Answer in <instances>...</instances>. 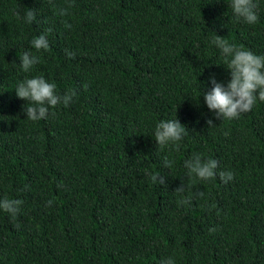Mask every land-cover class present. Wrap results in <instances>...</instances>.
I'll return each instance as SVG.
<instances>
[{"label": "trees", "instance_id": "obj_1", "mask_svg": "<svg viewBox=\"0 0 264 264\" xmlns=\"http://www.w3.org/2000/svg\"><path fill=\"white\" fill-rule=\"evenodd\" d=\"M255 2L248 25L231 0H0V199L23 201L16 220L0 210V264H264V102L220 121L203 97L231 78L216 35L264 55ZM29 9L37 22L16 18ZM41 34L48 51L31 46ZM26 51L41 58L28 73ZM41 75L77 95L31 121L15 88ZM175 118L188 134L161 150L155 126ZM193 153L234 179L193 183Z\"/></svg>", "mask_w": 264, "mask_h": 264}, {"label": "clouds", "instance_id": "obj_2", "mask_svg": "<svg viewBox=\"0 0 264 264\" xmlns=\"http://www.w3.org/2000/svg\"><path fill=\"white\" fill-rule=\"evenodd\" d=\"M51 3V0H50ZM72 7L69 3L67 7L58 8L56 14L64 17L69 15L68 9ZM230 7L237 21H242L248 25H255L259 16L257 14L258 4L255 0H231ZM18 20H23L26 24L37 22V15L33 9H29L23 16L18 10L14 11ZM66 28H71V24L64 21ZM51 32L52 29L47 30ZM211 43L220 50L225 59L226 68L230 71V80L225 85L223 82H217L215 76L210 77L212 88L203 94L204 102L207 108L215 114V118L222 121H232L238 119L241 114L250 112L257 101L264 102V55H258L251 50L244 49L230 43L224 37L216 35ZM31 46L38 52L48 51L50 44L46 35L41 34L31 41ZM69 58H74V53L65 50ZM21 68L28 73L32 68L41 63L39 56L31 52H24L20 58ZM56 84L48 82L44 76H35L26 78L15 88L18 98L28 102L24 109L26 118L31 121L46 120L49 117V110L58 105L68 107L73 98L77 95L75 90H69L64 94H58ZM54 114V113H52ZM209 127L215 125L212 119L206 121ZM188 134V130L180 123L178 119L161 120L155 126V141L161 150L166 147H172L179 150L180 141ZM227 135V133H225ZM175 163L164 158V168L170 169ZM186 175L189 179L199 181H210L219 179L227 184L234 179L231 171L219 170L220 165L216 159L211 157L204 158L201 153H193L192 156L184 161ZM150 179L154 184L166 187V177L160 173L150 174ZM186 186L183 182L175 189L178 193H184ZM23 190H30L29 185H25ZM203 196V193H198ZM181 203H191V198L187 197ZM21 199H9L7 197L0 199V210L8 213L13 220H16L21 211ZM53 201H47V206H52ZM19 224L16 225L19 228ZM215 229H210V232ZM161 264H176L172 257L161 261Z\"/></svg>", "mask_w": 264, "mask_h": 264}]
</instances>
